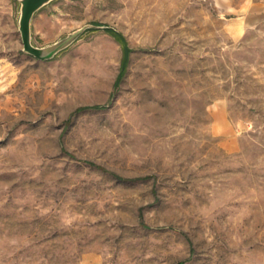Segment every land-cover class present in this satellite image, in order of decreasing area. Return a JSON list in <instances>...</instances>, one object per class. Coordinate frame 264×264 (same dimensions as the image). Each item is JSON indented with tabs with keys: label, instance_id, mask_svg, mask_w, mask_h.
<instances>
[{
	"label": "rangeland",
	"instance_id": "1",
	"mask_svg": "<svg viewBox=\"0 0 264 264\" xmlns=\"http://www.w3.org/2000/svg\"><path fill=\"white\" fill-rule=\"evenodd\" d=\"M19 17L0 0V264H264V0H54L45 59Z\"/></svg>",
	"mask_w": 264,
	"mask_h": 264
},
{
	"label": "water",
	"instance_id": "2",
	"mask_svg": "<svg viewBox=\"0 0 264 264\" xmlns=\"http://www.w3.org/2000/svg\"><path fill=\"white\" fill-rule=\"evenodd\" d=\"M54 0H19L20 3V17H19V32L22 39L24 52L37 57L38 59H45L49 55L46 53H53L58 47L54 46L47 50L38 49L31 44V20L36 13L42 8L50 4Z\"/></svg>",
	"mask_w": 264,
	"mask_h": 264
},
{
	"label": "trees",
	"instance_id": "3",
	"mask_svg": "<svg viewBox=\"0 0 264 264\" xmlns=\"http://www.w3.org/2000/svg\"><path fill=\"white\" fill-rule=\"evenodd\" d=\"M99 28H101L107 35L112 37L122 47L124 58H123V62L121 65L120 73H119L118 78H117V82H118L122 78V76L126 70L127 59H128V55L131 52V50L127 47L124 38L117 31H115L114 29L107 27V26H103V27H99ZM104 109H105V107L99 106V107H92L91 109H88V108L87 109H80L79 111H82V110H104ZM115 178L120 180V181H127V180H123L119 177H115ZM181 264H183V263H181Z\"/></svg>",
	"mask_w": 264,
	"mask_h": 264
}]
</instances>
